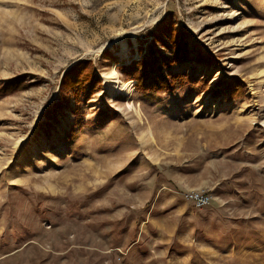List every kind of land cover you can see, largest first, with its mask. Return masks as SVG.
Returning a JSON list of instances; mask_svg holds the SVG:
<instances>
[{
	"label": "rangeland",
	"instance_id": "1",
	"mask_svg": "<svg viewBox=\"0 0 264 264\" xmlns=\"http://www.w3.org/2000/svg\"><path fill=\"white\" fill-rule=\"evenodd\" d=\"M167 17L193 55L216 58L172 71L235 75L246 95L106 88L102 74L115 63L124 80L117 65ZM84 58L102 89L66 140L72 96L38 124ZM21 74L41 81L0 95V264H264V0H0V83Z\"/></svg>",
	"mask_w": 264,
	"mask_h": 264
},
{
	"label": "trees",
	"instance_id": "2",
	"mask_svg": "<svg viewBox=\"0 0 264 264\" xmlns=\"http://www.w3.org/2000/svg\"><path fill=\"white\" fill-rule=\"evenodd\" d=\"M151 39L144 41L146 48L143 52L142 42H139L138 57H131L128 62H121L117 68L123 74L124 80L133 79L134 89L143 94L153 92H168L176 85L188 84L197 86L198 92L207 91L212 97L225 96L228 100L246 95L247 87L244 82L235 75H221L214 83L209 79L191 76L187 70L172 71L175 64L190 63L212 65L216 58L212 54L197 51L195 55L191 51L187 33L178 27L171 17L160 21L155 30L150 34ZM157 43L168 48L170 54L157 48ZM40 79L31 80L25 74L17 75L0 83V95H6L26 89L40 82ZM102 89V79L97 72L92 59H79L63 71L58 87V97L52 103V108L47 109V119L38 125L43 130H48L52 122L56 120L54 112L61 111L69 105L70 96L74 99L71 111L76 115L72 127L63 135L66 140L77 137L82 116H79L81 101H89ZM99 119L110 117L113 112L108 107L96 110ZM91 121H88V123Z\"/></svg>",
	"mask_w": 264,
	"mask_h": 264
},
{
	"label": "bare ground",
	"instance_id": "3",
	"mask_svg": "<svg viewBox=\"0 0 264 264\" xmlns=\"http://www.w3.org/2000/svg\"><path fill=\"white\" fill-rule=\"evenodd\" d=\"M121 57L126 56V46L123 45L122 50L118 51ZM103 83L106 88L112 87L124 91L125 94H130L133 90V80H121L117 76L116 64L111 65V72L102 74Z\"/></svg>",
	"mask_w": 264,
	"mask_h": 264
},
{
	"label": "built area",
	"instance_id": "4",
	"mask_svg": "<svg viewBox=\"0 0 264 264\" xmlns=\"http://www.w3.org/2000/svg\"><path fill=\"white\" fill-rule=\"evenodd\" d=\"M185 197L192 200L196 205H205L210 201V194L201 190H190L185 192Z\"/></svg>",
	"mask_w": 264,
	"mask_h": 264
}]
</instances>
